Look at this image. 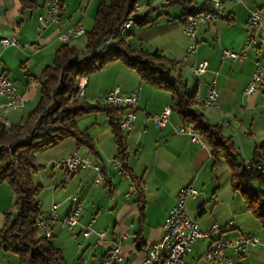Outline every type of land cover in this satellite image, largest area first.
I'll return each instance as SVG.
<instances>
[{
    "label": "crops",
    "instance_id": "0c3cea01",
    "mask_svg": "<svg viewBox=\"0 0 264 264\" xmlns=\"http://www.w3.org/2000/svg\"><path fill=\"white\" fill-rule=\"evenodd\" d=\"M44 1L0 0V39L15 37L18 42L17 47L4 48L0 44L1 70L15 83L17 92L24 98V106L30 103L34 106L37 102L39 84L36 79L42 70L52 63L54 52L62 45L58 35L75 25H81L85 32L89 31L99 2L60 0L66 6L61 25L46 27L39 33L36 30L37 17L44 12ZM153 1L146 0L147 10L144 12H141L138 6L137 14L143 16L154 12L162 23V35L168 38L167 43L164 50L156 48L154 51L161 54L163 51L168 52L179 62L173 75L180 74L187 89L188 82L184 75L192 77L194 79L192 89L196 88V96H204L206 89L214 82L217 107L205 108L196 99L197 108L210 125L223 127V135L232 140L239 154L238 161L251 163L255 148L264 145V83L253 95H245L244 90L256 68L264 69V28L253 34L254 39L246 50L245 59L223 61L221 54L225 49L236 53L243 50L249 36L247 33L249 11L260 9L264 12V0H244L243 4L225 5L226 16L223 19L198 30L197 50L194 55L186 53L189 40L183 34L184 24L178 19L181 8L176 3L177 0H161L157 5ZM203 2L204 0H196L198 6ZM168 6H173L177 10L169 13L163 9ZM131 28L132 25L127 31ZM79 38L72 39L67 44L74 46L73 41ZM202 61L207 62V70L203 75L195 77L192 69ZM85 83L84 99L87 102L101 99L116 87L125 93L140 87L135 127L129 133H123V138L127 152L126 167L128 173L140 184L144 211L141 219L138 195L134 193L130 198H125L129 180L116 174L109 166V162L117 157V148L106 114L98 113L79 118L78 129L91 138L95 155L89 153L86 148L78 147L74 140L68 139L43 153L40 157L43 166L39 167L44 169L51 166V169H56L54 167L56 161L77 152L103 168L104 182L94 184L96 173L92 169L81 170L74 175L62 172L63 178L55 175L54 170L49 173H45V170L37 172L41 175L36 185L41 186V193H44L43 204L40 199L41 193L39 195L40 212L45 214L53 204L58 205L59 221L53 227L50 241L61 250L64 263L98 264L111 245H119L123 256L122 264H141L143 259L141 245L156 243L162 238L163 223L168 211L175 204L179 189L190 184L200 193L187 201L188 214L195 219L201 230H208L213 225L219 230L213 233L211 239L197 240L191 246L190 252L183 257V262L220 264L207 262L202 258L212 242L234 241L240 237L250 236L258 239L257 245L247 247L239 256L228 250L226 256L238 260L241 264H264V240L260 243L259 238L253 234L257 226L260 229L259 223L246 210L241 197V201H238L235 196L238 192L232 190L230 179L229 193L228 191L226 193V187H221L216 181V171L224 164L212 169L211 154L203 142L204 146L200 147L192 143L188 135L175 134L173 127L181 123L174 114H171L169 122L162 129H156L149 120L165 106H169L170 94L144 84L135 72L120 63L107 65L85 78ZM89 86L91 91L86 94ZM23 108L2 113L0 123L4 125L18 123L25 118ZM83 118H90V124L80 129V120ZM143 126L146 128L145 134L141 132ZM258 155L262 157L263 151H258ZM192 169H197V172L195 174L191 172L194 179L187 183L189 178L186 175ZM65 177L69 178L68 182ZM207 183L209 186L206 188ZM2 185L0 229L4 220L3 213L14 202L9 187L6 189L1 187ZM70 197H74L75 201L82 205L83 216L79 223L67 232L63 229L61 220L71 211ZM209 205H211L209 213H206V206ZM91 218L96 220L94 230L105 232L102 242L96 243L94 234L86 239L81 236L84 226ZM227 224L229 227L225 228ZM65 249L73 250L74 256L71 260L66 258ZM0 264H18V261L15 256L0 249Z\"/></svg>",
    "mask_w": 264,
    "mask_h": 264
},
{
    "label": "trees",
    "instance_id": "16d2710c",
    "mask_svg": "<svg viewBox=\"0 0 264 264\" xmlns=\"http://www.w3.org/2000/svg\"><path fill=\"white\" fill-rule=\"evenodd\" d=\"M139 0H99L92 27L86 31L85 48L79 51L65 43L54 52L52 63L46 66L36 79L39 84L37 102L32 111L16 124L0 123V185L11 190L14 202L3 213L0 229V249L16 257L18 264H65L62 252L50 239L40 236L36 221L40 212L41 186L34 184L33 176L41 170L35 156L72 139L78 147L95 155L91 138L77 126L79 118L106 114L111 134L117 148V158L138 195L139 213L142 219L144 201L140 184L128 173L127 152L118 118L122 109L97 100L93 103L76 97L77 82L97 73L104 67L120 63L135 72L140 80L155 89L170 94V108L181 124L191 125L207 146L212 158V169L220 164L228 167L230 186L244 201L246 210L257 220L264 240V177L254 168H246L238 161L239 154L230 138L223 135V127L210 125L197 108L196 88L188 90L180 74L173 75L179 62L158 51L136 47L128 39L126 31L120 36V28L127 21L144 26L149 21L147 13L137 14ZM181 8L178 17L184 24L196 11H209V0L193 5L187 0H177ZM109 40L106 50L99 48ZM263 151L262 157L258 151ZM264 157V145L257 146L252 162ZM104 171V170H103Z\"/></svg>",
    "mask_w": 264,
    "mask_h": 264
},
{
    "label": "built area",
    "instance_id": "2783aa9c",
    "mask_svg": "<svg viewBox=\"0 0 264 264\" xmlns=\"http://www.w3.org/2000/svg\"><path fill=\"white\" fill-rule=\"evenodd\" d=\"M192 5L196 3V0H187ZM211 10L198 12L196 17H187L183 25V34L189 40L187 46V55H194L197 50L196 36L198 30L208 24H213L216 21L223 19L226 16L225 5H237L243 4L244 0H209ZM66 6L60 0H45L44 12L38 15L37 32L41 33L46 27H59L61 25V19L65 13ZM127 20L120 28V36L123 35V27H126ZM264 28V12L260 9H253L249 11L247 21V33L248 39L243 47V50L236 53L232 50H222L221 59L223 61H238L246 58V50L248 49L250 42L254 39L253 34ZM84 29L81 25L71 26L58 35V40L61 43H68L72 39L78 38L84 34ZM107 40L99 50L105 48L108 45ZM2 47H17L18 42L15 37L0 39ZM208 64L206 61H202L193 67L192 72L195 77L203 75L207 70ZM264 83V69L257 67L252 73L245 87V95H253L258 88ZM85 80L79 79L76 86V97H84ZM139 98L140 87L137 89L125 93L118 87L107 92L100 101L102 103L119 107L122 109V113L118 118L119 128L123 133H129L134 130L137 112L139 111ZM197 101L204 105L205 108L217 107V91L214 87V82L206 89L204 96H197ZM24 106L23 97L17 92L15 83L9 79V77L1 70L0 63V114L8 110L22 109ZM172 114L170 106H165L159 113L151 116L149 120L156 129L164 128L169 122V118ZM142 134L146 133V128L143 126L141 130ZM173 132L178 135H188L192 143L198 144L203 147V143L198 134H195L191 125L180 124L173 127ZM109 166L116 174L125 177L129 180L130 184L128 191L125 194V198H130L135 193V187L131 183L128 174L124 171L121 161L116 157ZM243 166L246 168H254L258 170L264 177V158H261L257 162L245 163ZM55 168L69 174L74 175L81 170L92 169L96 173L94 184H100L104 182L103 168L96 165L87 156H82L77 152L71 155L59 159L55 162ZM198 194L197 190L190 184L179 189L174 206L168 211L165 221L162 226L163 236L156 243H144L141 245L140 250L143 254L141 264H151V259L154 257V253L158 250V246H165L166 257L164 264H185L183 257L190 252L191 246L199 239L208 240L211 239L214 232L218 231V227L213 225L208 230H201L187 212L186 203L189 199H193ZM74 197L69 198V202ZM58 205L53 204L47 213L43 214L35 223V229L37 233L47 239L52 237V231L54 225L58 220ZM83 216V208L74 209V214L71 217H64L61 220L63 229L70 232ZM96 220L91 218L84 226L81 236L86 239L90 235L96 236L97 242H102L105 237V232L95 231L94 225ZM229 227V224L225 228ZM258 244V239L255 237H240L234 241H214L204 252L202 258L207 262H218L220 264H241L238 260L231 259L226 256V251H231L237 256L242 255L247 247L255 246ZM123 256L119 245H111L107 254L99 260L98 264H122Z\"/></svg>",
    "mask_w": 264,
    "mask_h": 264
},
{
    "label": "rangeland",
    "instance_id": "374dc122",
    "mask_svg": "<svg viewBox=\"0 0 264 264\" xmlns=\"http://www.w3.org/2000/svg\"><path fill=\"white\" fill-rule=\"evenodd\" d=\"M160 1L161 0H154L153 2H154L155 5H157V4L160 3ZM146 4H147L146 0H139L138 6L141 8V12L142 11L144 12V10H147V5ZM163 9L168 11L169 13H173V11L177 10V8H173V6L164 7ZM137 11H138V7H137ZM153 13L154 12L150 13L149 15H147V20L149 21V23H147L146 25L141 27V26H138L136 24H132V28L127 32V34L129 35L128 39L136 47H142L143 49L148 50V51H154L156 48H162L161 50H164L163 48H165V45L167 43V39L168 38L167 37L166 38L163 37V35H162V32H163L162 29L163 28L161 26L162 23L158 19V17L155 16ZM171 21H172V19H171ZM83 35H82V37L80 36L81 38L78 37L79 39H76L75 41H73V45L79 51H83L84 48H85V36H83ZM62 44H65V43H62ZM162 54L164 56H166L167 58H169V59L175 60L174 58H172L170 56V54L168 52H164L163 51ZM174 70H177V69L175 68ZM90 76H92V75H90ZM184 76H186V78L185 77L184 78L188 82V90H192L194 79L192 77H190L189 75H186V74ZM81 79L85 80L84 77L81 78ZM78 82H79V80H78ZM113 89H111V90H113ZM90 91L91 90H90V86H89L86 89L85 93L88 94ZM152 91H155V90H152ZM156 93H158V92H156ZM163 95L166 96L167 94H163ZM99 101H100V99H99ZM90 103H93V102H90ZM35 104H34V106H35ZM34 106H33V103L25 104V106H23L24 108H23L22 111L24 112L25 117L32 111ZM0 116H1V114H0ZM89 119L90 118H83V120H80L81 121L80 129L86 128L85 126H88V124H90V120ZM42 154L43 153H40V154H37L35 156V163L38 166H43V164L41 163V160H40V157H41ZM54 167H55V164H54ZM42 170L43 171L45 170V173H49L50 171L54 170L53 173L55 175L59 176L60 178L64 177L63 174H62L63 171H61V170H59L57 168L56 169H51V166H46V167H44V169H41L40 171H42ZM191 172H194V174H195L197 172V169H192V170L188 171V175H186L189 178L187 180L188 181L187 183L192 182L193 179H194V176L191 174ZM65 174H67V173H65ZM40 175H41L40 173L39 174H37V173L35 174V176H34V183L35 184L39 183ZM215 177L217 179L216 181H218V184L221 187H226V193H227V191L229 193V189H230L229 188L230 172H229L228 167L226 165L220 166L218 168V170L216 171ZM65 178H66V182H68L69 178L68 177H65ZM209 182H210V179H209ZM198 185H199V183H198ZM199 186L201 188V185H199ZM208 186H209V183H207L206 188ZM1 187H6V189H8V186L6 184H3ZM224 190L225 189H222V191H224ZM197 192H198V194L200 193L198 190H197ZM46 193L48 194V191ZM198 194L196 195V197L198 196ZM235 196L237 197L238 201H241L239 193H237ZM43 197H44V193H41V196H40V199L42 200L41 204H43V202H44ZM210 206L211 205L206 206V209H205L206 213H209ZM42 208L44 209L45 207L42 206ZM253 234L256 235L259 238L260 243L263 242V236H262V233H261L260 229L258 228V226H257V228L255 230H253ZM65 250L66 251H65L64 254H65L66 258L68 260H71L72 257L74 256L73 250L72 249H65Z\"/></svg>",
    "mask_w": 264,
    "mask_h": 264
},
{
    "label": "bare ground",
    "instance_id": "6f19581e",
    "mask_svg": "<svg viewBox=\"0 0 264 264\" xmlns=\"http://www.w3.org/2000/svg\"><path fill=\"white\" fill-rule=\"evenodd\" d=\"M198 12H204V10L203 11H201V10L196 11L193 15H191V17L198 16ZM131 20H129L128 23H126V27H123V34L132 25V21ZM105 50H106V46H105V48H102L99 51L100 52H104ZM201 105L204 106L203 104H201ZM213 108H216V107H212V109ZM195 134H198V133L195 132ZM70 203L72 204V208H71V211H70V213H69V215L67 217H71L72 214H74V209L80 208V204L77 203L74 198L71 199V202ZM165 257H166L165 246H158V250L156 251V253H154L153 259H151V264H164Z\"/></svg>",
    "mask_w": 264,
    "mask_h": 264
},
{
    "label": "water",
    "instance_id": "95a60500",
    "mask_svg": "<svg viewBox=\"0 0 264 264\" xmlns=\"http://www.w3.org/2000/svg\"><path fill=\"white\" fill-rule=\"evenodd\" d=\"M192 8H193V6H191L189 10H191Z\"/></svg>",
    "mask_w": 264,
    "mask_h": 264
}]
</instances>
